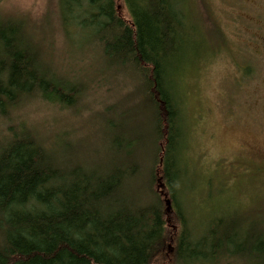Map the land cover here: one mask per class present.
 I'll list each match as a JSON object with an SVG mask.
<instances>
[{"label": "trees", "instance_id": "trees-1", "mask_svg": "<svg viewBox=\"0 0 264 264\" xmlns=\"http://www.w3.org/2000/svg\"><path fill=\"white\" fill-rule=\"evenodd\" d=\"M190 1L124 0L128 21L116 0H60L64 23L77 19L93 30L109 70L137 75L153 127L127 136L116 114L107 160L87 167L65 166L55 146L11 126L0 145V264H264V220L220 215L193 233L180 198L183 78L206 57L193 36ZM253 66L244 74H256ZM81 86L43 59L22 23L0 16L1 115L37 96L73 106Z\"/></svg>", "mask_w": 264, "mask_h": 264}, {"label": "rangeland", "instance_id": "rangeland-1", "mask_svg": "<svg viewBox=\"0 0 264 264\" xmlns=\"http://www.w3.org/2000/svg\"><path fill=\"white\" fill-rule=\"evenodd\" d=\"M116 3L118 13L130 21L124 0ZM188 6L198 53L206 57L183 78L186 141L180 198L190 211L193 233L220 215L263 221L264 0H191ZM61 12L60 0H0V16L22 23L41 46L43 59L72 83L82 84L73 106L37 96L9 116L0 114V145L11 126H26L55 146L65 166L82 162L93 167L101 158L107 160L113 148L107 132L116 114L126 124L127 136L134 135V127H141L136 134L148 133L153 119L149 105L140 99L137 75L109 70L93 30L77 19L64 23ZM253 64L256 74L245 75L244 69ZM171 247L169 243V252Z\"/></svg>", "mask_w": 264, "mask_h": 264}, {"label": "water", "instance_id": "water-1", "mask_svg": "<svg viewBox=\"0 0 264 264\" xmlns=\"http://www.w3.org/2000/svg\"><path fill=\"white\" fill-rule=\"evenodd\" d=\"M160 185H161V186H164V184H163V183H160ZM160 185H159V186H160ZM167 203H168V205H169V208H170V207H171V201H170V200H167Z\"/></svg>", "mask_w": 264, "mask_h": 264}]
</instances>
